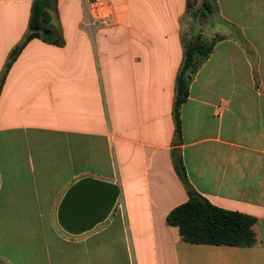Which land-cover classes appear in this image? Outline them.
Listing matches in <instances>:
<instances>
[{"label":"crops","instance_id":"crops-1","mask_svg":"<svg viewBox=\"0 0 264 264\" xmlns=\"http://www.w3.org/2000/svg\"><path fill=\"white\" fill-rule=\"evenodd\" d=\"M34 0H0V75ZM112 28L81 24L80 0H54L49 39L34 37L0 83L1 264H264V0H216L213 47L173 104L186 0H113ZM198 28V31L196 29ZM192 187L256 219L251 247L194 244L166 223ZM93 176L120 187L110 216L66 234V189Z\"/></svg>","mask_w":264,"mask_h":264},{"label":"trees","instance_id":"trees-1","mask_svg":"<svg viewBox=\"0 0 264 264\" xmlns=\"http://www.w3.org/2000/svg\"><path fill=\"white\" fill-rule=\"evenodd\" d=\"M54 0H34L28 21V28L22 40L13 49L0 75L3 81L10 66L26 43L34 38L49 39L53 35L49 25V9ZM192 7L186 0V11ZM217 14L216 0H202L192 16L207 21ZM183 61L176 76L173 104L175 133H180L179 109L188 97L189 85L199 67L212 51V41L201 33L184 40ZM176 172L184 185L187 200L174 207L166 216L168 225L176 226L180 238L188 243L251 247L257 244L256 219L250 215L216 206L199 194L190 184L181 158L174 162Z\"/></svg>","mask_w":264,"mask_h":264},{"label":"water","instance_id":"water-1","mask_svg":"<svg viewBox=\"0 0 264 264\" xmlns=\"http://www.w3.org/2000/svg\"><path fill=\"white\" fill-rule=\"evenodd\" d=\"M120 195L117 183L93 176L75 180L56 211L58 226L72 236L93 230L108 219Z\"/></svg>","mask_w":264,"mask_h":264},{"label":"built area","instance_id":"built-area-1","mask_svg":"<svg viewBox=\"0 0 264 264\" xmlns=\"http://www.w3.org/2000/svg\"><path fill=\"white\" fill-rule=\"evenodd\" d=\"M80 1L83 10L80 22L84 27L91 30L93 28H112L120 24L122 14L117 10L113 0Z\"/></svg>","mask_w":264,"mask_h":264},{"label":"rangeland","instance_id":"rangeland-1","mask_svg":"<svg viewBox=\"0 0 264 264\" xmlns=\"http://www.w3.org/2000/svg\"><path fill=\"white\" fill-rule=\"evenodd\" d=\"M201 2L202 0H191L192 7L190 11L187 12L186 16L184 17V28H185L186 33H188L190 29V23L193 21H195V24L199 28V31L202 35H205L208 32L206 28V21L201 20L203 18H198V17H195V19H193L194 17L192 16L193 11H196L200 7ZM198 28L196 29V31H198Z\"/></svg>","mask_w":264,"mask_h":264}]
</instances>
